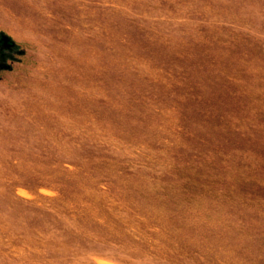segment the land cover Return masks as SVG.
Segmentation results:
<instances>
[{
  "label": "rangeland",
  "instance_id": "rangeland-1",
  "mask_svg": "<svg viewBox=\"0 0 264 264\" xmlns=\"http://www.w3.org/2000/svg\"><path fill=\"white\" fill-rule=\"evenodd\" d=\"M0 264H264V0H0Z\"/></svg>",
  "mask_w": 264,
  "mask_h": 264
}]
</instances>
